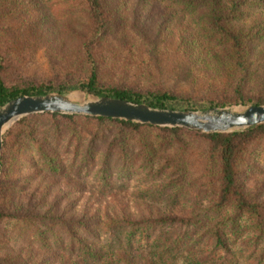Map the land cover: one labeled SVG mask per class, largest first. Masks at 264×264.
Instances as JSON below:
<instances>
[{
  "label": "trees",
  "instance_id": "obj_1",
  "mask_svg": "<svg viewBox=\"0 0 264 264\" xmlns=\"http://www.w3.org/2000/svg\"><path fill=\"white\" fill-rule=\"evenodd\" d=\"M71 92L264 105V0H0V107ZM0 264H264V124L21 119L0 157Z\"/></svg>",
  "mask_w": 264,
  "mask_h": 264
},
{
  "label": "water",
  "instance_id": "obj_2",
  "mask_svg": "<svg viewBox=\"0 0 264 264\" xmlns=\"http://www.w3.org/2000/svg\"><path fill=\"white\" fill-rule=\"evenodd\" d=\"M77 94V93H76ZM22 96L0 107V157L5 133L21 119L43 113L109 118L161 128H184L205 134L232 133L264 124V105L210 108L199 111L151 107L127 100L85 93Z\"/></svg>",
  "mask_w": 264,
  "mask_h": 264
},
{
  "label": "rangeland",
  "instance_id": "obj_3",
  "mask_svg": "<svg viewBox=\"0 0 264 264\" xmlns=\"http://www.w3.org/2000/svg\"><path fill=\"white\" fill-rule=\"evenodd\" d=\"M35 64H38L42 69L46 68V60L43 55V53L39 52L35 58ZM73 94L79 93V92H71ZM81 93V92H80ZM79 96V95H76Z\"/></svg>",
  "mask_w": 264,
  "mask_h": 264
},
{
  "label": "bare ground",
  "instance_id": "obj_4",
  "mask_svg": "<svg viewBox=\"0 0 264 264\" xmlns=\"http://www.w3.org/2000/svg\"><path fill=\"white\" fill-rule=\"evenodd\" d=\"M76 95H79V96H76ZM70 98H71L72 100H81L82 97H81L80 94L77 93V94H73V95H71Z\"/></svg>",
  "mask_w": 264,
  "mask_h": 264
}]
</instances>
